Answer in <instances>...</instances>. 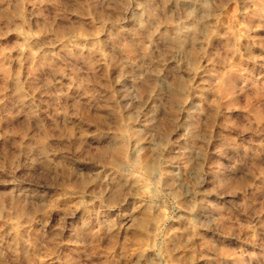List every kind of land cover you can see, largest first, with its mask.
I'll list each match as a JSON object with an SVG mask.
<instances>
[{
    "label": "rangeland",
    "instance_id": "obj_1",
    "mask_svg": "<svg viewBox=\"0 0 264 264\" xmlns=\"http://www.w3.org/2000/svg\"><path fill=\"white\" fill-rule=\"evenodd\" d=\"M0 264H264V0H0Z\"/></svg>",
    "mask_w": 264,
    "mask_h": 264
}]
</instances>
